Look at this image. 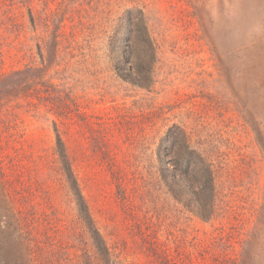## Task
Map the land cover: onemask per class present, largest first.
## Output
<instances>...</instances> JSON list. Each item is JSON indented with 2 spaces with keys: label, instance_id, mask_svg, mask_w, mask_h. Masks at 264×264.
<instances>
[{
  "label": "rangeland",
  "instance_id": "374dc122",
  "mask_svg": "<svg viewBox=\"0 0 264 264\" xmlns=\"http://www.w3.org/2000/svg\"><path fill=\"white\" fill-rule=\"evenodd\" d=\"M133 7L157 48L146 87L111 46ZM173 126L214 164L209 220L161 180ZM260 138L264 0H0V264H264Z\"/></svg>",
  "mask_w": 264,
  "mask_h": 264
},
{
  "label": "trees",
  "instance_id": "16d2710c",
  "mask_svg": "<svg viewBox=\"0 0 264 264\" xmlns=\"http://www.w3.org/2000/svg\"><path fill=\"white\" fill-rule=\"evenodd\" d=\"M120 22L125 28L123 38L118 35V30L111 37L112 49L117 44L119 46L120 39L126 40L116 51V73L136 85L150 86L157 48L149 33L145 13L141 8L133 7L125 11ZM259 142L264 153V142L261 138ZM59 146H64L60 137ZM157 156L161 180L172 196L197 216L209 220L216 211L214 164L211 158L199 146L191 145L186 131L178 126L170 128L161 139ZM65 160L67 162L66 157ZM67 171L69 180L73 182L74 188L77 187L81 212L91 228L87 204L68 164ZM94 235L99 244L101 238L98 232Z\"/></svg>",
  "mask_w": 264,
  "mask_h": 264
}]
</instances>
